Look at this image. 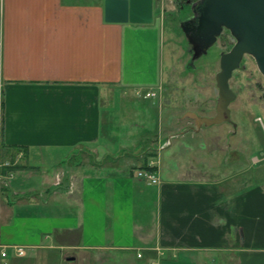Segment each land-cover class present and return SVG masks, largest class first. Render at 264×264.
<instances>
[{
  "label": "crops",
  "instance_id": "1",
  "mask_svg": "<svg viewBox=\"0 0 264 264\" xmlns=\"http://www.w3.org/2000/svg\"><path fill=\"white\" fill-rule=\"evenodd\" d=\"M146 26L105 21L104 0L0 1V159L13 163L0 181V244L96 263L134 252L140 264L178 253L264 264V184L225 190L210 170L182 166L181 141L167 149L178 117L150 138L119 129L126 90L152 97L159 126L170 106L160 35L158 62L140 63L148 42L135 36ZM150 167L159 184L136 176Z\"/></svg>",
  "mask_w": 264,
  "mask_h": 264
},
{
  "label": "rangeland",
  "instance_id": "2",
  "mask_svg": "<svg viewBox=\"0 0 264 264\" xmlns=\"http://www.w3.org/2000/svg\"><path fill=\"white\" fill-rule=\"evenodd\" d=\"M155 2L158 6L164 7L162 15L161 12L157 14L162 16L161 19L155 18L152 23H145L150 32L145 35L142 33L144 30H138L135 39L137 44L142 42L143 38H146L148 42L145 45L144 60L140 62L141 66L145 67L147 64L153 66L154 62H158V49H154V46L158 45L157 38L160 35L161 82L166 87L163 95L167 96L166 100L169 99L170 106H166L161 112L159 126L156 106L147 105L152 97L144 99L143 93L136 95L134 87L130 91L126 90L124 96L121 95L119 98L124 116L119 129L131 128L137 140L141 139V136L148 138L151 134L156 135L159 128L167 129L171 120V122H178L175 119L178 117L181 119V136L170 139L172 145L167 149L175 146L177 140L181 141L179 148L182 166L195 164L203 172L210 170L215 178L226 180L221 184V186L224 185L225 190L264 184V76L257 69L254 59L245 54L240 66L233 70L229 78V86L235 94V98L229 105V118L222 123L211 125L202 123L195 129L191 128L189 125L193 124V120L185 117L187 111L204 116L212 115L214 112L213 104L218 96L215 75L220 69V54L229 50L235 39L229 30L224 28L221 36L206 51L194 58L191 45L180 26L182 19L187 17L192 9L186 4L178 8L180 0H156ZM166 5H173L176 12L165 11ZM154 51L156 61H154ZM129 97L137 100V105L133 104L136 109H131L130 103L134 101ZM154 100H157V97ZM171 114L172 117L169 119ZM117 137L120 138V136ZM139 144L143 145L140 140ZM164 153L165 150L162 154ZM154 159L157 160V157ZM163 160L164 156L162 158L161 155L159 161L163 163ZM6 253V257L0 256V264H140L143 262L134 252L129 253L128 262H123L120 255H112L102 259L105 263L102 261L96 263L97 256L89 258L88 262L81 258L76 261L70 260L66 258L72 255L70 252L59 256L58 251L50 249L40 250L38 253L36 250L27 249L24 257L15 256L12 248H7ZM197 263L220 264V258L215 256L213 259H205L201 256L191 257L178 253L174 257L164 256L149 264Z\"/></svg>",
  "mask_w": 264,
  "mask_h": 264
},
{
  "label": "water",
  "instance_id": "3",
  "mask_svg": "<svg viewBox=\"0 0 264 264\" xmlns=\"http://www.w3.org/2000/svg\"><path fill=\"white\" fill-rule=\"evenodd\" d=\"M195 6L192 12L196 25L189 27L188 20L180 23L191 45L192 57L206 51L224 28L235 39L231 48L220 54V69L215 75L218 89L216 114L185 113V117L192 118L197 126L202 123L211 125L229 118L228 104L235 98L229 87V78L245 54L254 59L264 76V0H198ZM104 19L107 22L150 23L153 20V0H104Z\"/></svg>",
  "mask_w": 264,
  "mask_h": 264
},
{
  "label": "built area",
  "instance_id": "4",
  "mask_svg": "<svg viewBox=\"0 0 264 264\" xmlns=\"http://www.w3.org/2000/svg\"><path fill=\"white\" fill-rule=\"evenodd\" d=\"M1 93H2V86L0 85V123L2 120ZM146 95H153V93H147ZM12 166H13L12 161L0 159V181L1 180L8 181L13 176ZM136 176L139 179H142V180H144L148 183H151V184H159L160 183V178H159V176L156 173L154 168L139 169L136 171ZM7 248H12L14 255L18 256V257L24 256L26 253V250L23 246H20V245H1L0 244V256L1 257L7 256V253H6ZM138 256H140V253H138Z\"/></svg>",
  "mask_w": 264,
  "mask_h": 264
},
{
  "label": "flooded vegetation",
  "instance_id": "5",
  "mask_svg": "<svg viewBox=\"0 0 264 264\" xmlns=\"http://www.w3.org/2000/svg\"><path fill=\"white\" fill-rule=\"evenodd\" d=\"M197 2H198V0H180V3H179V7L178 8H182L183 6H185V4L186 5H188L189 7H190V9H192V7H196L195 5L197 4ZM185 20H188V26L189 27H194V25H196V17L194 16V14H193V12H192V10L190 11V14L186 17H184L183 19H182V21L181 22H183V21H185ZM223 30H225V29H223ZM223 30H222V32L220 33V35L219 36H221V34L223 33ZM227 30V29H226ZM183 31V30H182ZM228 31V30H227ZM184 33V32H183ZM185 35V34H184ZM219 36L217 37V38H219ZM241 64V63H240ZM230 87V86H229ZM232 91H233V89H232ZM234 92V91H233ZM217 94H218V90H217ZM217 98H218V96L216 97V99H215V101H214V104H213V114L212 115H209V116H214L215 114H216V112H217ZM233 100H231L230 102H229V104H228V108H229V105H230V103L232 102ZM223 122V121H222ZM222 122H220V123H222Z\"/></svg>",
  "mask_w": 264,
  "mask_h": 264
},
{
  "label": "trees",
  "instance_id": "6",
  "mask_svg": "<svg viewBox=\"0 0 264 264\" xmlns=\"http://www.w3.org/2000/svg\"><path fill=\"white\" fill-rule=\"evenodd\" d=\"M0 139H1V138H0ZM0 147H1V148L5 147L4 144H3V142H2L1 140H0ZM4 171H5V170H4Z\"/></svg>",
  "mask_w": 264,
  "mask_h": 264
}]
</instances>
